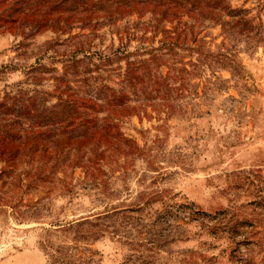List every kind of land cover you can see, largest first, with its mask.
Returning <instances> with one entry per match:
<instances>
[{"label":"rangeland","instance_id":"obj_1","mask_svg":"<svg viewBox=\"0 0 264 264\" xmlns=\"http://www.w3.org/2000/svg\"><path fill=\"white\" fill-rule=\"evenodd\" d=\"M46 1L0 0V97L50 107L66 85L114 86L118 67L152 56L146 79L161 73L177 91H152L151 106L115 113L95 139L62 125L33 145L34 130L0 124V264H264L263 39L218 26L184 44L180 29L138 25L104 63L93 55L116 48L118 33L71 39L44 27L24 39L35 19L63 13ZM230 3L264 10V0Z\"/></svg>","mask_w":264,"mask_h":264},{"label":"trees","instance_id":"obj_2","mask_svg":"<svg viewBox=\"0 0 264 264\" xmlns=\"http://www.w3.org/2000/svg\"><path fill=\"white\" fill-rule=\"evenodd\" d=\"M222 1L224 2L223 9H217L216 3L210 0H49L46 1L49 11L60 10L63 13L43 22L35 19L36 21L28 29V34H24V39L40 35L44 27L51 34L69 35L71 39H87L108 33L117 36L118 33L120 43L116 48L108 54L95 52L93 55L104 63L118 60L126 53V44H128L129 37L133 36L130 30L138 25L145 26L151 32L159 33H175L180 29L190 34L189 38L184 37V44H188L187 41H197L198 32L196 31L202 32L218 26L225 38L243 37L252 41L258 38L263 39L264 42V10H258L253 16L251 15L255 11L253 8L246 9L241 6L233 9L231 0ZM226 17L229 21H225ZM206 20H209V23H206L208 22ZM122 23L123 27L119 25ZM74 27L81 33L71 35ZM105 28L107 30L102 31ZM121 29H125L123 36L127 43L121 42L123 34L119 33ZM85 31L89 32L88 35L83 33ZM161 42L174 44L175 39ZM226 53L228 54L224 55V59L231 62L230 57L234 56L229 49H226ZM153 57L138 63L127 62L124 70L118 67L117 69L122 73L117 75L119 80L113 82L114 86L102 81L97 85H89L83 80L82 88L86 90L80 92L71 90L66 85L68 90L65 91L64 96H58V102L52 103L50 107L36 103L31 98L16 99V95L5 93L0 97V124L7 125L4 127H25V131L31 134L34 130L35 133L30 138L34 142L33 145L37 144L35 135L38 136L41 130L56 129L62 125L64 127H86L83 129L85 131L89 129L90 136L95 139L98 135L97 128L101 127L99 125L114 126L111 118L115 113L133 112L135 108L142 109L151 106L147 102L151 99L152 91L156 92L162 87L169 96L177 91L174 83L170 84V79L163 78L161 73L155 72L151 79H146V77L149 78L147 73L150 71L149 63L153 61ZM156 59L155 63L158 64ZM72 60L70 59V63ZM128 101L135 102L137 105H131L127 103ZM99 140L104 141L105 139L100 136ZM19 147H21L20 144L12 149L17 151ZM108 147L106 143L105 148ZM74 152L73 147L67 149L68 156L72 153L74 155ZM3 162L5 161L0 159V164Z\"/></svg>","mask_w":264,"mask_h":264}]
</instances>
